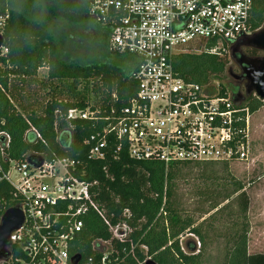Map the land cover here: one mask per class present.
<instances>
[{"label":"trees","instance_id":"1","mask_svg":"<svg viewBox=\"0 0 264 264\" xmlns=\"http://www.w3.org/2000/svg\"><path fill=\"white\" fill-rule=\"evenodd\" d=\"M0 13L9 16L2 33L7 52L0 55V130L11 139L7 151L9 158L24 161L58 157L77 162V176L95 183L90 195L105 218L113 226L125 224L130 230L123 243L110 241L111 235L103 221L88 211L83 217V228L69 245V258L79 264H90V259L99 263L104 248L96 253L92 244L110 241L112 254L107 264H208L203 259L202 247H196L197 243L205 244L206 219L196 225L181 209V198L177 194L176 182L182 179L181 169L188 164L165 167L157 161H137L129 158L125 149L114 153V144L105 148L103 159L95 160L89 154L93 144L86 145L84 141L100 129V125L66 121L68 110L83 109L89 104L103 109L124 107L137 91L130 76L132 59L109 51L108 32L90 20L88 5L68 0H0ZM44 18L91 26L103 55L126 60V66L78 59L65 61ZM262 26L264 0H253L252 34ZM249 52L250 58H254L256 51ZM228 63L227 57L185 53L175 57L174 70L187 82L207 85L212 78L224 77ZM41 68H47V76L38 82L43 87L48 84L51 96L39 111L29 110L25 106V91L37 82V71ZM237 77L229 93L252 115L264 101L246 94L241 72ZM225 91L226 88L220 87L221 94ZM214 175L210 170L206 178L211 180ZM241 191V185L234 184L232 192L222 196L226 205L218 210L217 205H213L208 212L216 210L217 213L236 204L239 213L244 214L247 203ZM13 194L8 183L0 184V217L5 210L19 207V199ZM197 195L204 200L220 197L218 193ZM185 234L196 237L198 242L188 239L182 249L180 237ZM246 236L247 229L242 224L227 241L222 264H264V254L247 253ZM9 257L11 260L25 259L17 245L10 246Z\"/></svg>","mask_w":264,"mask_h":264},{"label":"built area","instance_id":"2","mask_svg":"<svg viewBox=\"0 0 264 264\" xmlns=\"http://www.w3.org/2000/svg\"><path fill=\"white\" fill-rule=\"evenodd\" d=\"M68 1L88 5L90 20L108 32L109 51L132 59L130 76L137 85L124 107L89 104L67 111L68 122L100 125L84 141L93 144L90 158L103 159L105 148L114 144V153L125 149L131 159L165 167L247 160L248 108L227 91L221 94L213 85L183 80L174 70V59L188 51L222 57L238 50L252 35L253 0ZM8 19L0 13V37ZM6 52L2 43L0 55ZM10 143V136L0 130V184L12 187L24 216L22 227L10 236V246L21 247L25 259L8 257L0 264H79L69 258L68 248L88 211L103 221L110 241L127 239L129 228L111 225L92 200L95 183L77 176V162L58 157L12 160L7 154ZM110 241L92 244L96 253L101 248L104 252L99 263L90 259V264L110 262Z\"/></svg>","mask_w":264,"mask_h":264},{"label":"rangeland","instance_id":"3","mask_svg":"<svg viewBox=\"0 0 264 264\" xmlns=\"http://www.w3.org/2000/svg\"><path fill=\"white\" fill-rule=\"evenodd\" d=\"M44 21L52 31L65 61L78 59L101 63L113 62L121 68L126 66V60L103 55L95 30L91 26L70 25L65 21L46 18ZM249 50L251 49L241 46L237 52L250 58L252 56ZM254 51H256L254 58L264 56L261 51ZM187 53L199 54L195 51ZM222 57L229 59L224 77L218 80L212 78L209 85L218 89L224 87L230 92V85H234L237 81L233 76L240 75V70L236 61L232 59L231 52ZM46 76L47 68L39 69L37 82L25 91L27 94L24 98L25 106L29 110L39 111L50 98L48 84L45 83L46 87H43L38 82L44 80ZM247 139L250 151L245 162L227 165L221 163L188 165L181 169L182 179L176 182L177 194L181 198V209L184 213L191 216L196 225L206 219L203 227V231H206L205 244L200 246L197 243L196 247H202L203 259L208 264H222L227 241L242 224L247 229V253L264 254V102L254 114L250 115ZM210 170L215 173L211 180L206 178ZM236 183L241 185V193L245 195L246 212L240 214L239 207L234 204L216 213V210L226 205V202L222 201V196L232 192ZM197 193L211 195L218 193L221 199L218 197L204 200L198 197ZM213 205H217V209L208 212ZM188 239L198 242L196 237L185 234L180 237L182 249Z\"/></svg>","mask_w":264,"mask_h":264},{"label":"water","instance_id":"4","mask_svg":"<svg viewBox=\"0 0 264 264\" xmlns=\"http://www.w3.org/2000/svg\"><path fill=\"white\" fill-rule=\"evenodd\" d=\"M3 43L0 37V46ZM242 47H247L264 53V28L246 37ZM236 49L231 52V56ZM236 64L240 68L245 80V93L254 94L257 99L264 101V56L260 58H248L239 55ZM237 79V76H233ZM24 223V216L18 206L11 207L3 212L0 217V263L9 257L10 236L19 230Z\"/></svg>","mask_w":264,"mask_h":264},{"label":"flooded vegetation","instance_id":"5","mask_svg":"<svg viewBox=\"0 0 264 264\" xmlns=\"http://www.w3.org/2000/svg\"><path fill=\"white\" fill-rule=\"evenodd\" d=\"M240 53L237 52V50L235 51V53L232 55V59L236 60V58L238 57ZM240 70V68H239Z\"/></svg>","mask_w":264,"mask_h":264}]
</instances>
